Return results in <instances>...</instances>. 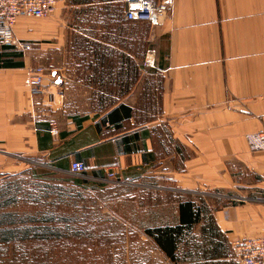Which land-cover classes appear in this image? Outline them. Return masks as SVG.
<instances>
[{"label":"crops","instance_id":"1","mask_svg":"<svg viewBox=\"0 0 264 264\" xmlns=\"http://www.w3.org/2000/svg\"><path fill=\"white\" fill-rule=\"evenodd\" d=\"M126 1L59 0L51 15L17 21L16 38L32 53L0 48V156L24 152L27 128L29 147L50 169L85 164L77 185L103 184L108 171L169 181L178 193L175 222L153 227L179 224L181 203L194 214L199 192L213 191L240 200L210 215L229 245L263 234L264 150L249 149L245 136L264 131V0H173L157 24L125 19ZM101 22L110 26L107 36L88 35L86 27ZM137 27L158 44L156 67L145 70L148 101L136 99L143 88ZM90 39L95 54L87 51ZM147 60L154 62L152 50ZM35 65L80 89L112 91V98L127 92L101 111L53 123L28 91Z\"/></svg>","mask_w":264,"mask_h":264},{"label":"rangeland","instance_id":"2","mask_svg":"<svg viewBox=\"0 0 264 264\" xmlns=\"http://www.w3.org/2000/svg\"><path fill=\"white\" fill-rule=\"evenodd\" d=\"M106 15L112 18L115 13L107 11ZM86 28L88 35L103 37L110 26L104 29L101 22ZM147 31L146 27L136 28V77L142 78L143 87L137 91V101H148L152 95L148 87L150 75L145 70L149 64L156 67L158 44L146 35ZM89 41L87 51L95 54L96 42ZM27 46L24 51L32 53L31 43ZM149 50L154 53L153 63L147 60ZM84 51L82 48L81 53ZM44 68L45 92L32 103L37 112H49L41 115L53 123L101 111L117 102L115 95L121 99L127 92L113 91L112 98V91L101 94L99 89H80L72 81L64 83L62 78L51 76L50 69ZM89 76L80 77L86 80ZM101 95L106 101L89 100ZM24 138L23 153L0 156V215H4L0 216V229H28L35 234L25 240L0 243V264H237L231 245L207 217L225 204L240 202L239 198L225 199L224 194L200 191L198 199L205 215L201 214V222L193 226L172 260L144 233L156 224L175 222L178 193L169 181L150 177L129 179L116 174L114 181L77 185L71 177L84 176L50 169L46 160L29 147L27 128ZM159 183L166 186L158 187ZM6 214L13 216L7 218Z\"/></svg>","mask_w":264,"mask_h":264},{"label":"built area","instance_id":"3","mask_svg":"<svg viewBox=\"0 0 264 264\" xmlns=\"http://www.w3.org/2000/svg\"><path fill=\"white\" fill-rule=\"evenodd\" d=\"M59 0H0V48L24 50L27 43L16 38L15 25L19 19L45 18L55 10ZM173 0H127L124 17L127 20L148 21L157 24L171 9ZM45 68L35 65L29 69L28 91L32 96L45 92ZM52 134L57 130L50 128ZM249 149L264 150V131L250 133L245 136ZM85 164L72 161L68 172L72 175L83 176ZM104 181L116 180V173L106 172ZM222 195H219L221 197ZM225 199L235 197L223 195ZM233 258L237 264H264V233L256 236L238 238L231 242Z\"/></svg>","mask_w":264,"mask_h":264},{"label":"trees","instance_id":"4","mask_svg":"<svg viewBox=\"0 0 264 264\" xmlns=\"http://www.w3.org/2000/svg\"><path fill=\"white\" fill-rule=\"evenodd\" d=\"M71 181L73 183H79L80 179L77 177H71ZM191 205L192 204L190 202H187L183 205L182 203L180 204L179 224L146 228L144 231L147 236L153 239L157 247L172 260L176 259V254L180 248V245L182 244L184 239L188 237L193 226L201 222V214L205 215L204 207H202L201 205L200 207L196 208V212L194 211V214H192ZM0 216L3 217L4 215ZM11 216L13 215L6 214L7 218ZM207 219L212 220L210 217H207ZM1 223L3 224V222ZM10 223L12 224L13 220H11ZM17 234L18 236L19 234L21 236L18 238ZM34 234V231H29L28 229H22L21 231H19L18 229L14 228H1L0 243L8 244L17 242L18 239L25 240L29 238V236L31 237ZM43 237L47 236L44 235ZM35 238H37V236H35Z\"/></svg>","mask_w":264,"mask_h":264},{"label":"water","instance_id":"5","mask_svg":"<svg viewBox=\"0 0 264 264\" xmlns=\"http://www.w3.org/2000/svg\"><path fill=\"white\" fill-rule=\"evenodd\" d=\"M55 73H53V75H54Z\"/></svg>","mask_w":264,"mask_h":264}]
</instances>
